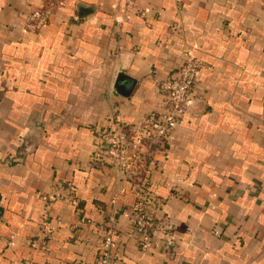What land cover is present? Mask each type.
Segmentation results:
<instances>
[{
  "label": "crops",
  "instance_id": "0c3cea01",
  "mask_svg": "<svg viewBox=\"0 0 264 264\" xmlns=\"http://www.w3.org/2000/svg\"><path fill=\"white\" fill-rule=\"evenodd\" d=\"M53 1L32 30L45 0H0V264H96L113 209L112 264H264V0ZM188 50L206 65L193 98L145 153L174 244L142 250L97 135L156 109Z\"/></svg>",
  "mask_w": 264,
  "mask_h": 264
},
{
  "label": "built area",
  "instance_id": "2783aa9c",
  "mask_svg": "<svg viewBox=\"0 0 264 264\" xmlns=\"http://www.w3.org/2000/svg\"><path fill=\"white\" fill-rule=\"evenodd\" d=\"M55 5L53 0H45V4L33 10L30 14L28 28L39 30L48 22L51 8ZM146 17L145 12H139ZM205 63L193 54L186 51L184 59L175 74L169 75L156 82L161 95L158 107L147 112L137 124H129L113 119L109 129L103 130L97 135V146L94 159L101 161L106 159L115 168L126 176L134 193V200L128 212V221L133 232L138 235V247L147 249L151 244V236L159 233L164 245L169 249L174 244L172 226L166 220L156 221L154 212L158 207V200L147 195L148 164L146 152L156 148H164L170 142L173 128L184 113L187 105L193 98L192 89L196 79L205 67ZM68 190V201L77 207L78 201L74 196V185L65 183ZM61 195L55 191L49 195V199L58 198ZM109 218L105 233L102 237V246L96 258V264H112L114 254V237L116 234L115 214ZM79 223L86 222L83 214L78 219ZM44 232L49 234L48 226H44Z\"/></svg>",
  "mask_w": 264,
  "mask_h": 264
},
{
  "label": "trees",
  "instance_id": "16d2710c",
  "mask_svg": "<svg viewBox=\"0 0 264 264\" xmlns=\"http://www.w3.org/2000/svg\"><path fill=\"white\" fill-rule=\"evenodd\" d=\"M79 207V206H78Z\"/></svg>",
  "mask_w": 264,
  "mask_h": 264
}]
</instances>
